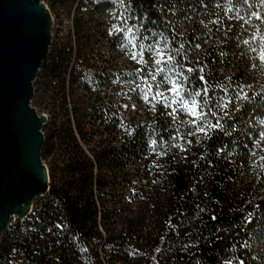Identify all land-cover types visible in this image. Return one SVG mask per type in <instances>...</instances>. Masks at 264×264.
Segmentation results:
<instances>
[{
    "label": "trees",
    "instance_id": "16d2710c",
    "mask_svg": "<svg viewBox=\"0 0 264 264\" xmlns=\"http://www.w3.org/2000/svg\"><path fill=\"white\" fill-rule=\"evenodd\" d=\"M58 2L67 39L40 70L50 190L5 231L0 264H264V0ZM105 40L128 59L99 66ZM165 74L201 92L198 125Z\"/></svg>",
    "mask_w": 264,
    "mask_h": 264
},
{
    "label": "water",
    "instance_id": "95a60500",
    "mask_svg": "<svg viewBox=\"0 0 264 264\" xmlns=\"http://www.w3.org/2000/svg\"><path fill=\"white\" fill-rule=\"evenodd\" d=\"M53 24L43 0H0V246L13 222L27 218L50 190L42 158L49 118L31 102Z\"/></svg>",
    "mask_w": 264,
    "mask_h": 264
},
{
    "label": "rangeland",
    "instance_id": "374dc122",
    "mask_svg": "<svg viewBox=\"0 0 264 264\" xmlns=\"http://www.w3.org/2000/svg\"><path fill=\"white\" fill-rule=\"evenodd\" d=\"M46 4H48V7L50 8L53 17H54V24H53V38H52V43L50 50L56 45L65 42L67 39L69 27H70V19H71V12H70V7L69 5L64 4L63 2H58V0H43ZM97 49L100 54L96 56L95 58L98 61L99 66H105L108 67V63H113L116 61L120 60H127L128 56L123 54V55H118V49L113 48L110 46V44L105 40L101 43V46H99ZM100 55L102 57H100ZM104 56V57H103ZM118 57V58H117ZM99 58V59H98ZM107 61V63H105ZM91 85V83L89 82ZM44 83L41 79V74L40 72L38 73V76L34 82V96L32 98L31 104L37 109V111L42 114L45 113L47 114V96L45 95V86H43ZM94 87V86H93ZM100 86L96 85L94 89H99ZM135 105V103H134ZM48 115V114H47ZM48 127L49 124L48 122L44 125L43 131L44 133L48 132ZM47 144V136L45 135V142L44 146ZM44 146L42 148V158L43 161L47 164L49 170L51 167V164L54 160V155H45L44 153ZM44 195H41L35 199L34 202V207L36 204L42 199ZM33 207V208H34ZM22 219L17 218L16 221L13 222L11 226H15L19 221ZM5 237V233L3 234Z\"/></svg>",
    "mask_w": 264,
    "mask_h": 264
},
{
    "label": "snow or ice",
    "instance_id": "6c2138e0",
    "mask_svg": "<svg viewBox=\"0 0 264 264\" xmlns=\"http://www.w3.org/2000/svg\"><path fill=\"white\" fill-rule=\"evenodd\" d=\"M124 31H126V34H132L133 30L131 28H129V29H126ZM133 39H135V36H133ZM245 43H248V41H245ZM136 46L137 45L133 44V47H136ZM139 48H140V52L139 53H133L132 57H131L133 60H136L138 63L143 61V53L145 51V46L143 44H140ZM147 48H148L149 52H154L155 55L158 57L155 60V65L168 64V63L173 61V56H171V55L166 56V54L163 51L154 49L152 45H148ZM138 56H139V60H138ZM260 59L264 60V53H261ZM188 71H192V69H188ZM163 72H164L163 67L156 68V75H152L151 80L155 82L157 80V75H159L160 73H163ZM163 79L167 84L170 85V87L168 88V92L171 93L176 98L172 101V103L178 104V107L181 111L186 112L188 115H190L193 118L190 121L191 124L198 125V122L201 121L205 115V113L203 112V110L201 108L199 101L196 99V97L201 96V92H199V91H197L195 93L190 92V93H188V98H185L184 94L186 92V88H185L184 83H182L179 79L172 78L171 76H169L167 74L164 75ZM184 79H186V78H184ZM200 80L203 81L204 77L201 76ZM146 87H147V91L144 92V99L148 100L149 99L148 93L152 90V85L148 84V85H146ZM204 95H207V89L206 88L204 89ZM157 97H159L161 100L165 101L166 107L171 106L167 103L168 98L163 96L162 93L156 92L155 95L152 97V99H156ZM205 103H207V101H205ZM224 107H227V105H224ZM175 112H176V109H172V112H170L169 115H172ZM227 114L228 113L226 112L225 115H227ZM212 115H215V113H212ZM218 127H220L219 120H217L216 123H208L207 124V131H210L212 129H216ZM197 131L207 134L205 127H199L198 126ZM261 136H262V138H264V133H262ZM152 143L155 144L156 141H153Z\"/></svg>",
    "mask_w": 264,
    "mask_h": 264
},
{
    "label": "built area",
    "instance_id": "2783aa9c",
    "mask_svg": "<svg viewBox=\"0 0 264 264\" xmlns=\"http://www.w3.org/2000/svg\"><path fill=\"white\" fill-rule=\"evenodd\" d=\"M46 6L48 7V4H46ZM49 8V7H48ZM50 9V8H49ZM50 12H51V10H50ZM51 14H52V12H51ZM52 18H53V20H54V17H53V14H52ZM71 20V19H70ZM47 115V114H46ZM47 165V164H46Z\"/></svg>",
    "mask_w": 264,
    "mask_h": 264
},
{
    "label": "bare ground",
    "instance_id": "6f19581e",
    "mask_svg": "<svg viewBox=\"0 0 264 264\" xmlns=\"http://www.w3.org/2000/svg\"><path fill=\"white\" fill-rule=\"evenodd\" d=\"M53 22H54V20H53Z\"/></svg>",
    "mask_w": 264,
    "mask_h": 264
}]
</instances>
